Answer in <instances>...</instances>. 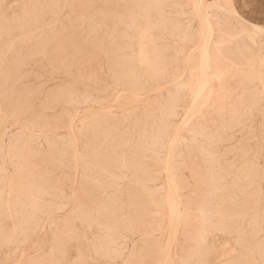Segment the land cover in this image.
<instances>
[{"label":"rangeland","instance_id":"rangeland-1","mask_svg":"<svg viewBox=\"0 0 264 264\" xmlns=\"http://www.w3.org/2000/svg\"><path fill=\"white\" fill-rule=\"evenodd\" d=\"M196 1L0 0V264H264V17L193 102Z\"/></svg>","mask_w":264,"mask_h":264},{"label":"bare ground","instance_id":"bare-ground-1","mask_svg":"<svg viewBox=\"0 0 264 264\" xmlns=\"http://www.w3.org/2000/svg\"><path fill=\"white\" fill-rule=\"evenodd\" d=\"M203 2H204V0H198V1H196L195 3H194V5L196 6V9H197V11H199V13H200V15H201V17H202V20H203V23H204V27H203V31H202V36H203V43H202V67H201V69H202V78L198 81V82H196L197 83V88H196V90H195V96H194V98H195V101H193V102H197V101H199L204 95H206L207 97L206 98H209L210 96H211V90H209V76H210V74L208 73V70L210 69V67H211V60H212V55H211V42L213 41V38H214V34H215V32H216V29H215V26L216 25H219L218 23V21L217 22H214L213 23V21H212V18H213V16L211 15V13H210V11H208V10H204V8H203ZM215 5H222L220 2H216L215 3ZM227 5V7L229 8V11L230 12H232V13H236L237 11H236V9H235V6L233 5V3H232V0H225V5H223V6H226ZM237 8V7H236ZM239 12V11H238ZM220 29V28H219ZM263 31V27L262 26H260V25H258V24H253L252 23V25H251V27H249V28H243L241 31H240V33L239 34H242V35H245V34H247V35H253V37L255 38L256 36H258V34L260 33V32H262ZM219 43H222V38L221 37H219ZM145 49L144 48H140V58L141 59H145ZM186 67V66H185ZM214 75H216L217 77H219V78H223L224 77V75L223 74H221V72H216V73H213ZM195 83V84H196ZM132 94V93H131ZM193 102H192V105H193ZM195 104V103H194ZM192 105H190V106H192ZM102 108V107H101ZM107 108H110V107H107ZM189 108H192V107H189ZM197 109V108H196ZM194 110V109H193ZM192 110V111H193ZM191 111V112H192ZM196 111V110H195ZM194 112V111H193ZM193 114V113H192ZM191 114V115H192ZM186 115V114H185ZM187 115H189L190 116V114H188L187 113ZM194 115V114H193ZM193 117V116H192ZM185 118V117H184ZM190 118V117H189ZM188 118V119H189ZM184 120V119H183ZM190 121V120H189ZM184 122V121H183ZM185 122H186V118H185ZM186 124V123H185ZM184 125V124H183ZM185 126V125H184ZM182 128H183V126H182ZM177 129H179V128H177ZM176 129V130H177ZM184 129V128H183ZM177 132V131H176ZM175 132V133H176ZM174 136V135H173ZM178 136V135H177ZM75 137V136H74ZM176 138V137H175ZM172 141H173V139H171ZM176 140H177V138H176ZM175 140V141H176ZM174 141V142H175ZM177 142V141H176ZM172 145H173V143H172ZM169 146H171V144H169ZM169 149H172V147L171 148H169ZM169 152H172L171 150L169 151ZM169 155H170V153H168ZM169 159V158H168ZM167 161V160H166ZM168 162V161H167ZM166 162V164H168ZM170 163V162H169ZM169 166H170V164H169ZM166 167H167V165H166ZM168 168V167H167ZM166 168V169H167ZM170 168V167H169ZM168 168V169H169ZM171 170H172V168H171ZM168 173H169V170H168ZM167 173V174H168ZM170 173H172V172H170ZM169 175H171V174H169ZM168 175V176H169ZM167 176V177H168ZM172 177V176H171ZM173 179V178H172ZM168 180V179H167ZM168 183V182H167ZM171 183H172V181H171ZM169 185V184H168ZM174 184H172V186H173ZM170 187H171V185H170ZM171 190V189H170ZM172 191H174V194H176V189L175 188H172ZM171 191V192H172ZM173 193V192H172ZM173 194V196H175L173 199H172V201L170 202V205H169V207H170V210H171V212H172V214L174 215V217H176V218H178V220H180V217H181V209H180V197L178 198V196H176V195H174ZM169 201V200H168ZM183 212V211H182ZM171 214V213H170ZM170 217H171V215H170ZM177 220V221H178ZM174 222H175V220H174ZM172 223V222H171ZM179 224H180V222H179ZM177 225V224H176ZM174 227H175V225H173ZM171 227V226H170ZM173 227V228H174ZM179 228V227H178ZM172 228H170V230H171ZM173 231V232H172ZM171 232V237L173 236V234L175 235L176 234V231H178L177 230V228H174V230H172ZM174 237V236H173ZM173 239V238H172ZM172 239H170V241H171V243H172ZM170 241H168V242H170ZM171 243H170V245H171ZM169 244V243H168ZM169 247V245L167 246V249H170V248H168ZM167 252H169L168 250H167ZM165 254H166V252H165ZM164 259H165V257H164ZM163 260V259H162ZM162 262H165V260L164 261H162ZM162 264H164V263H162Z\"/></svg>","mask_w":264,"mask_h":264},{"label":"crops","instance_id":"crops-1","mask_svg":"<svg viewBox=\"0 0 264 264\" xmlns=\"http://www.w3.org/2000/svg\"><path fill=\"white\" fill-rule=\"evenodd\" d=\"M237 6L239 8L238 10H240L249 21L259 24L260 20L258 21V19L264 17V0H237ZM250 18L257 20L258 22L250 20Z\"/></svg>","mask_w":264,"mask_h":264}]
</instances>
